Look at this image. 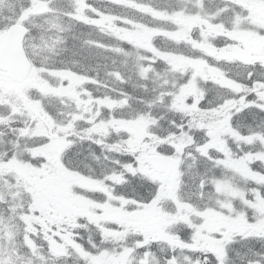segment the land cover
<instances>
[{
  "label": "snow or ice",
  "instance_id": "snow-or-ice-1",
  "mask_svg": "<svg viewBox=\"0 0 264 264\" xmlns=\"http://www.w3.org/2000/svg\"><path fill=\"white\" fill-rule=\"evenodd\" d=\"M108 2L0 0V264H264V0Z\"/></svg>",
  "mask_w": 264,
  "mask_h": 264
},
{
  "label": "flooded vegetation",
  "instance_id": "flooded-vegetation-1",
  "mask_svg": "<svg viewBox=\"0 0 264 264\" xmlns=\"http://www.w3.org/2000/svg\"><path fill=\"white\" fill-rule=\"evenodd\" d=\"M217 2H218V0H213V4H215ZM188 4L190 6L191 5V1H188ZM256 15H257L258 19H264V9H256ZM245 47L249 51H254L257 48V42L255 40H251V39L246 40L245 41ZM228 70L230 72H233V73L239 72V71H243V69L237 68L235 66H228Z\"/></svg>",
  "mask_w": 264,
  "mask_h": 264
},
{
  "label": "rangeland",
  "instance_id": "rangeland-1",
  "mask_svg": "<svg viewBox=\"0 0 264 264\" xmlns=\"http://www.w3.org/2000/svg\"><path fill=\"white\" fill-rule=\"evenodd\" d=\"M114 9H117V7L115 6ZM121 9V8H120Z\"/></svg>",
  "mask_w": 264,
  "mask_h": 264
}]
</instances>
